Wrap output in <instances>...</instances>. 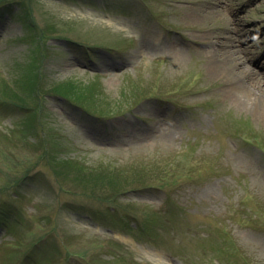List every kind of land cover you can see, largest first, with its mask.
<instances>
[{"label":"rangeland","instance_id":"374dc122","mask_svg":"<svg viewBox=\"0 0 264 264\" xmlns=\"http://www.w3.org/2000/svg\"><path fill=\"white\" fill-rule=\"evenodd\" d=\"M243 2L0 3V264H264V111L209 52L264 40V0L230 23Z\"/></svg>","mask_w":264,"mask_h":264},{"label":"bare ground","instance_id":"6f19581e","mask_svg":"<svg viewBox=\"0 0 264 264\" xmlns=\"http://www.w3.org/2000/svg\"><path fill=\"white\" fill-rule=\"evenodd\" d=\"M238 14H233L234 19L230 21V23L235 24L236 16ZM236 33H240V29L236 30ZM213 43V46L211 50H209L210 53L219 54V58L222 56L227 61V59L233 58L236 59L237 66H234V70H237V74L235 73V77L232 75H229L228 78V88L230 89V92L234 94L237 98L248 102L252 107L256 108L259 112L264 111V102H259L258 93L262 92L264 94V80L261 79L256 73L253 71H250V69L247 68L243 60H241L240 52L237 49H216L218 46H220V42L218 40H215ZM216 48L214 49L213 47ZM238 55V56H236ZM242 61L240 62L239 59ZM221 59V58H220ZM217 60V59H216ZM223 60V59H221ZM218 61V60H217ZM216 61V62H217ZM220 61V60H219ZM241 76V77H240Z\"/></svg>","mask_w":264,"mask_h":264},{"label":"trees","instance_id":"16d2710c","mask_svg":"<svg viewBox=\"0 0 264 264\" xmlns=\"http://www.w3.org/2000/svg\"><path fill=\"white\" fill-rule=\"evenodd\" d=\"M3 2L4 0H0V3ZM51 88V90H53L52 92L54 93L53 95L63 97L67 101L85 108L92 114L102 115V113H104L101 112L103 108L97 106L94 101L86 100L85 98H83L84 93L82 91H78L75 86L71 85V83H56L55 85L51 86ZM8 102L11 103L12 101ZM12 104H14V102ZM59 168L61 170H65V168H71L68 170V173L70 174H67L66 178H68V176H71L74 180H77L80 184H85L86 186H89L92 183L99 184L101 181L103 182L105 178V172H107L104 168L97 167V165L89 166L84 164L83 166V163H81V166H78V164L67 160L63 161ZM111 183L113 184V181ZM3 210L4 209H2V211ZM0 216H2V214H0Z\"/></svg>","mask_w":264,"mask_h":264}]
</instances>
